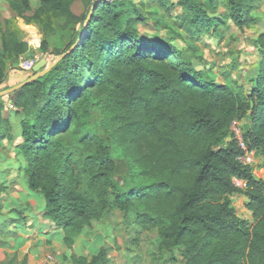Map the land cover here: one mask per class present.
Instances as JSON below:
<instances>
[{"label": "trees", "instance_id": "16d2710c", "mask_svg": "<svg viewBox=\"0 0 264 264\" xmlns=\"http://www.w3.org/2000/svg\"><path fill=\"white\" fill-rule=\"evenodd\" d=\"M82 1L94 10L77 17L68 0H40L36 17L64 15L82 24L72 43L79 45L74 55L62 53L48 72L7 96L17 112L22 109L18 148L28 164L29 189L45 198V217L57 228L81 229L120 211L134 216L140 230H155L159 249L178 251L183 264H264V180L238 161L245 150L231 136L232 125L247 120L243 144L264 160V42L258 77L248 91H235L197 70L170 43L146 41L137 30L146 22L142 4ZM251 1L221 0L240 29L260 21L250 15ZM178 3L192 29L212 22L197 0ZM1 40L0 84L9 62L27 51L13 31H3ZM81 52L88 60L76 65ZM83 70L86 82L80 86ZM91 90L113 94L102 107L107 126L125 125L124 138L134 143L139 135L150 147V155L135 161L125 156L131 170L125 183L116 180L115 135L102 139L87 128ZM6 123L0 115V128ZM67 129L79 135L83 150L93 152L79 160L78 147H64L60 134ZM69 161L81 166L71 170ZM238 195L247 200L252 225L233 209L231 197ZM73 259L74 264L108 263L105 250L90 261Z\"/></svg>", "mask_w": 264, "mask_h": 264}, {"label": "rangeland", "instance_id": "374dc122", "mask_svg": "<svg viewBox=\"0 0 264 264\" xmlns=\"http://www.w3.org/2000/svg\"><path fill=\"white\" fill-rule=\"evenodd\" d=\"M28 1L29 9L24 0H0V50L3 31H13L22 43L27 44V51L7 65V79L0 84V93L34 75L33 71L24 68L22 59L32 60L36 65L46 61L50 65L62 57L74 55L79 45L72 46V43L77 42L82 33L81 23L76 24L64 15L38 18L35 12L40 0ZM129 1L142 4L140 12L146 22L138 23L137 30L146 41L159 38L170 43L182 51L185 59L190 60L197 70L207 73L218 84H229L235 91L241 89L246 92L251 88V81L259 75L263 57L259 44L264 42V0L251 1L254 9L250 15L260 21L255 25L249 23L243 29L238 28L228 16L227 7L221 0L213 3L210 0H197L212 21L206 22L199 31L195 27L192 29L190 16L178 0H168L164 5L152 0ZM68 2L77 17L93 9L82 0ZM62 53L64 55L61 57ZM75 56L76 65L88 60L83 52ZM79 75V85L83 86L86 70L79 72ZM90 94L93 104H90V113L86 116L87 128L93 129L102 139L115 135L118 142L112 141L113 147L120 154L116 160V180L125 183L131 175L128 166L130 161L125 156L135 161L139 155H150V147L139 135L134 143L124 138L125 125L107 126L104 118L107 111L102 107L104 99L112 96V93L105 91L102 94L91 90ZM11 106L8 97L0 100L1 118L7 120L0 128V134H4L0 139V264H74V256L90 261L101 250L107 252V264H183L178 251L159 249L161 241L155 230H140V226L134 223V216L126 217L120 211H115L110 219L86 222L81 229L57 228L47 219L45 198L40 192L29 189L25 172L28 164L18 148L21 144L22 109L17 112ZM246 122L243 120L231 127L232 138L242 146ZM109 128L111 132L107 133L105 129ZM69 131L67 129L60 134L63 135V146L78 147L75 153L82 154L79 160L90 155L93 149L83 150L79 135H69ZM10 136L13 140L8 139ZM248 157L255 177L264 180V160L255 152H248ZM69 164L71 170L81 166H73L71 161ZM235 183L244 186L241 181L235 180ZM231 201L236 215L252 225L253 218L247 209L246 198L238 195L231 197ZM152 205L153 202L148 203V206ZM172 258L177 261H172Z\"/></svg>", "mask_w": 264, "mask_h": 264}, {"label": "water", "instance_id": "95a60500", "mask_svg": "<svg viewBox=\"0 0 264 264\" xmlns=\"http://www.w3.org/2000/svg\"><path fill=\"white\" fill-rule=\"evenodd\" d=\"M103 0H98L96 2V5L99 4L100 2H102ZM94 10V8H93ZM55 63H52L50 65H47L46 61H41L39 62L37 65H35V67L33 68V73L34 75L28 79L27 81L20 83L14 87H11L10 89L3 91L0 93V99L5 98L7 96H9L10 94L24 88L25 86L31 84L32 82H34L35 80H37L40 76L44 75L46 72H48Z\"/></svg>", "mask_w": 264, "mask_h": 264}, {"label": "built area", "instance_id": "2783aa9c", "mask_svg": "<svg viewBox=\"0 0 264 264\" xmlns=\"http://www.w3.org/2000/svg\"><path fill=\"white\" fill-rule=\"evenodd\" d=\"M107 2H110V3H113L115 0H106ZM22 61H24V68L28 71H33V68L35 67L36 63L32 60H25V59H22ZM12 108H14L13 106H11ZM242 146V145H241ZM245 150V153L238 157V161L243 164L244 166H251L250 165V159L248 157V150L245 148V146L243 145L242 146ZM238 182V180H236Z\"/></svg>", "mask_w": 264, "mask_h": 264}]
</instances>
